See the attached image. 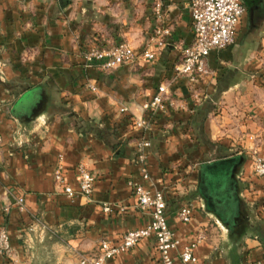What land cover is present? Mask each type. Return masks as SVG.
Here are the masks:
<instances>
[{
  "label": "crops",
  "instance_id": "0c3cea01",
  "mask_svg": "<svg viewBox=\"0 0 264 264\" xmlns=\"http://www.w3.org/2000/svg\"><path fill=\"white\" fill-rule=\"evenodd\" d=\"M99 1H94L92 14L87 0H0V227L8 231L14 259L11 263L0 256V264H78L72 250L90 255L99 251L101 239L120 243L127 231L150 220L138 209L129 181L163 189L167 222L179 241L171 251L173 264H264V178L254 173L250 159L240 173L242 157L201 162L215 140L231 137L225 129L231 120L215 116L212 102L226 103L239 94L244 78L238 69L264 61V0L246 9L234 43L210 51L208 66L214 74L197 83L175 77L173 70L180 56L174 44H188L193 37L188 0H164L171 44L151 46L156 52L152 60L139 57L114 70L92 69L86 76L88 69L77 56L64 58L61 52H71L76 32H92L117 15L98 8ZM137 26L131 29L140 31ZM141 39L129 41L141 50L148 42ZM91 80L96 91L88 88ZM160 84L168 89L166 108L149 133V178L144 179L133 161L137 133L131 120L143 115L142 105ZM29 93L36 99L19 105ZM121 107L126 110L120 112ZM105 129L114 131L104 132L106 140L97 134ZM113 143H119L121 155ZM60 158L65 179L75 190L78 163L97 175L89 198L69 197L56 186L53 171ZM230 158H239L235 169L223 166ZM211 164L221 165L213 171ZM240 181L246 182L243 189ZM239 195L247 198L246 205ZM19 197L22 207L16 203ZM186 203L193 210L183 222L178 210ZM253 203L259 216L245 210ZM199 231L205 238L194 250L197 260L182 263L181 247ZM104 264H161L154 236Z\"/></svg>",
  "mask_w": 264,
  "mask_h": 264
},
{
  "label": "built area",
  "instance_id": "2783aa9c",
  "mask_svg": "<svg viewBox=\"0 0 264 264\" xmlns=\"http://www.w3.org/2000/svg\"><path fill=\"white\" fill-rule=\"evenodd\" d=\"M246 9L243 0H188L193 37L188 44H174L180 53L179 61L173 67L174 76L183 77L190 83H197L205 76L214 74L208 66V55L214 49L226 48L234 43L238 25ZM170 34L169 27L162 24L154 28L147 45L141 50L136 49L127 41L105 47L92 46L85 51L84 60L89 65L94 64L101 71L117 69L121 65L133 63L139 57L152 60L156 57V52L151 49V46L164 48L170 45ZM88 88L96 91V81L88 82ZM167 91V86L160 84L153 97L142 105L143 115L131 120V130L137 133L136 153L133 161L139 165L144 179L149 178L145 166L146 150L150 147L149 133L158 115L165 111ZM125 110V107L120 108V112ZM253 153V171L257 176L264 178V157L255 150ZM96 178L97 175L92 170L83 163H78L75 169L77 182V190H75L65 179V169L61 158L53 171L56 186L69 197L80 194L84 198H89ZM128 184L132 189L138 209L148 213L149 222L141 228L127 231L121 242L116 245H112L107 239H101L98 245L99 251L90 255H82L80 264H104L107 259L130 250L140 239L150 235L155 238L160 263L173 264L171 251L178 247L179 241L167 222L163 189L154 185L145 187L134 181H129ZM16 203L22 207L23 198H17ZM192 210V204H184L178 210V218L183 222H188L191 219ZM204 238L203 232L199 231L192 241L181 247L178 254L182 263L197 260L194 250ZM12 255L8 231L5 227H0V256L13 263Z\"/></svg>",
  "mask_w": 264,
  "mask_h": 264
},
{
  "label": "rangeland",
  "instance_id": "374dc122",
  "mask_svg": "<svg viewBox=\"0 0 264 264\" xmlns=\"http://www.w3.org/2000/svg\"><path fill=\"white\" fill-rule=\"evenodd\" d=\"M94 1L96 3L98 0H87L91 5L92 14L96 12V8H92V5L96 6ZM97 3L98 8H107L109 12L116 10L117 15L111 14V20L103 21V23L92 32L86 34H83L81 32L82 30L76 32L78 39L76 35L73 37L74 46L71 52L65 49L61 52L64 58L69 54L77 56V61L80 65H83V69H88L85 73L86 76H91L90 71L92 69L99 72L94 64L89 65L84 60V54L88 48L92 46L105 47L124 41L129 43L132 41V43H134L133 39H143L144 36V39L148 40L151 36L150 33H152L155 27L167 23L166 18L163 19L166 13V8L163 4L164 0H101ZM157 10H159V13H157ZM127 11H129L130 14H128ZM92 14L85 15V19L88 22L92 19ZM146 21L149 23V26H146ZM93 22L94 21H91V23ZM144 23L145 26H143ZM137 25L141 28L140 31L131 29ZM123 29L126 30V33H129L128 38H130V41L124 40ZM81 35L84 37L83 40L79 38ZM238 72L239 76L244 78V85H242L240 89L241 94L236 93L235 96L229 97V101L226 103L218 100L215 103L212 102L215 116H226V118L231 120L230 124L227 126L225 125L226 133H231V137L227 138L229 141L226 142L215 140L213 143L214 147H211L204 153L201 162H205L206 160L211 161L225 155L240 157V159L242 157V163L237 170V173H240L245 170V160L246 162L249 159L253 161L254 150L260 156L264 157L262 155L264 145V111L263 113L260 112L262 111L261 106H264V61L261 60L260 64L254 68H239L237 73ZM94 78L95 77H92L91 79ZM11 82L12 81H10V84ZM49 83L51 84V82ZM50 88L54 89V85H49V89ZM34 99H36V95H30V93L25 94L19 99V105L27 106L32 103ZM249 108L252 110H249ZM221 136H223V134ZM233 138L235 140H233ZM238 159L239 158H230L225 161L223 166L231 170ZM219 165L221 164H211L208 168L209 170L215 171L220 168ZM247 166H249V164H246V167ZM225 185L228 190L227 182ZM245 185L246 182L240 181V189H243ZM239 197L242 199L243 204L246 205L247 198L240 195ZM255 202L257 203L258 200H255ZM245 210H247V213L259 216L258 207L255 203H253L252 207L245 208ZM71 255L74 256L77 259V263L80 264V258L83 253L72 250Z\"/></svg>",
  "mask_w": 264,
  "mask_h": 264
},
{
  "label": "trees",
  "instance_id": "16d2710c",
  "mask_svg": "<svg viewBox=\"0 0 264 264\" xmlns=\"http://www.w3.org/2000/svg\"><path fill=\"white\" fill-rule=\"evenodd\" d=\"M63 6H65L66 4H67V1H62V3H61ZM107 130L108 129H105L104 131H100V132H98L97 134L101 137V138H104L105 140H106V138H105V133L104 132H107ZM108 134L109 135H113L114 134V131H110V130H108ZM119 147V143H113V145H112V148L115 150V153H116V155H121V149L120 148H118Z\"/></svg>",
  "mask_w": 264,
  "mask_h": 264
},
{
  "label": "water",
  "instance_id": "95a60500",
  "mask_svg": "<svg viewBox=\"0 0 264 264\" xmlns=\"http://www.w3.org/2000/svg\"><path fill=\"white\" fill-rule=\"evenodd\" d=\"M246 7L251 9L253 6H256L257 2L260 0H243ZM235 169V166L233 167Z\"/></svg>",
  "mask_w": 264,
  "mask_h": 264
}]
</instances>
